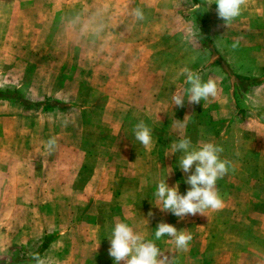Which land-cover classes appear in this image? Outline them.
I'll return each instance as SVG.
<instances>
[{"label":"rangeland","instance_id":"rangeland-1","mask_svg":"<svg viewBox=\"0 0 264 264\" xmlns=\"http://www.w3.org/2000/svg\"><path fill=\"white\" fill-rule=\"evenodd\" d=\"M67 1L0 0V91L17 89L33 104L27 109L0 100V264H35L32 256L45 238L60 233L69 235L67 242L52 249L50 245L42 258H51L53 264H103L97 237L107 241L117 223L109 218L115 214L110 199L121 186L115 180L130 177L125 168L131 164L122 155L138 153L134 128L141 120L148 126V120H157L163 110L172 114L174 122L180 112L198 108L201 114L188 122V131L175 129L176 124L167 131L151 129L156 145L150 149L158 156H182V152L173 153L171 145L188 138L192 143L223 146L221 158L229 160L228 140L245 137L241 128L246 111L239 109L235 119L237 109L229 98L232 94L235 108L241 103L239 82L229 78L218 61L229 62L240 75L243 60H250L252 54L244 47L253 42L242 34L252 29L258 31L252 37L258 39V58L264 60V0H246L241 14L227 26L217 15V5L209 6L206 0L199 5L193 0H91L95 10L104 12L102 18L106 15L105 23L93 19L91 28L86 14L89 0ZM137 8L143 11V20L133 15ZM199 8L219 55L202 38ZM237 39L245 45L239 43L234 49ZM185 67L199 73L202 81L215 80L217 96L200 104L185 99L183 107L174 106L175 89L189 87L184 83L186 77L178 75ZM46 101L61 104L50 109L36 106ZM52 137L57 144L49 151L46 144ZM140 149L141 153L148 151ZM239 168L237 165L232 171L230 167L217 181L225 225L231 212L239 219L233 218L228 228V234L235 236L248 235L244 207L255 204L254 213L259 216L264 203V190H243L242 171L233 178ZM189 188L185 182L180 194ZM155 191L143 186L134 198L146 208L158 202ZM107 192H113L109 193L112 196ZM255 215L250 231L260 241L204 244L195 241L192 227L184 226L181 230L192 235L187 251L195 256L202 249L245 251L249 247L248 256L257 263L264 257V218L257 221ZM209 229L219 233L214 227ZM143 230L141 227V234ZM151 241L162 256L165 251L178 250L171 237L156 240L154 236ZM108 249L103 252L107 264H115Z\"/></svg>","mask_w":264,"mask_h":264},{"label":"crops","instance_id":"crops-1","mask_svg":"<svg viewBox=\"0 0 264 264\" xmlns=\"http://www.w3.org/2000/svg\"><path fill=\"white\" fill-rule=\"evenodd\" d=\"M113 1L115 0H111V2ZM67 3H76V1L68 0ZM87 3L90 4L89 10L86 8V14L90 20L88 28L92 27V20L96 18L100 19L102 23H105L106 15L104 18H102L104 12L101 13V10H95V1L89 0ZM73 8H75V6H73ZM252 34L258 35V31L252 29L251 31L242 34L244 38L249 35V38H251L253 42L251 45L244 47L245 51H250L252 54L250 56V60L249 58H245L243 60L242 67L240 66L242 69L239 71V73L240 75H243V77L259 79L261 83L250 87L247 93L244 94V97L240 99L241 103L239 104L237 102L236 108L233 95L231 94V96H229V98L234 101V109H237L234 112L235 119H237V116L239 115V109H245L246 111V117L241 128L245 134V137H243L242 140H228V144L230 145L229 149L232 150H229L231 154L229 156V161H231L233 163L232 165H234V168L231 167L232 171L233 169L237 168V165L242 167V169L239 168L238 171L236 170V172H234L235 174H233V178L236 179L237 174L242 171L244 180L243 190H264V60L262 61L258 58V54H260L257 51L259 49L258 39H253ZM211 39L216 45V40L213 38L212 33ZM240 44L245 45L244 43ZM228 64L231 65L229 62ZM197 109L192 112H180V118L176 120L183 121L186 116H189L188 122L190 123L192 120L201 115ZM171 117L172 114L163 110L157 120L155 117L148 120V126L152 130L161 129L162 131H167L172 128V124L177 125V122H174ZM156 121L158 122L156 123ZM188 122L186 127L180 128L177 125L175 129H180L179 131H188L191 129ZM257 132H259V134H256ZM152 140V147H154L156 145V141L155 139ZM160 143H163L162 146H165L164 140L163 142L160 140ZM197 145H199L197 141L193 143V146ZM135 146H138L139 148L137 154H133L129 157L122 155L124 162L131 164L125 168L127 173L126 175L130 177H124L121 180H115L116 183L120 181L121 186L117 187V192H114L115 198L110 199L113 203V208H115V214L109 215V218L115 219L117 222L127 223L134 229L135 232H138L139 234H141L140 228L144 227L143 234L141 235L145 240H151V238L155 236L157 225L160 222L169 223L175 226L178 231H180L184 226L185 228L192 227L197 235V239L195 241L204 244L212 242H239L250 244L253 241H256L255 239H259H254L251 236L250 231L251 221H254L253 214L255 215L254 212L257 210V206L255 204L248 203L244 207V222L248 224L246 228L249 230L246 232L248 235L243 236H235L234 233L228 234V228L231 226V223H234L233 218H235V214H232L231 212V218H228V225L226 226L224 223L225 219L221 218L220 213V211L223 210V207L216 211L210 210L211 213L209 214H197L194 217L186 216L183 219H180L179 217H175L173 219L171 216H167L170 212L161 211L158 206L163 207V205L160 202H156L155 204H152L146 208H141L139 200L136 197L134 198V195L136 196L139 194L141 187L144 186L148 190H156L157 183L160 180H165L170 187H175L177 184H179V190H185L182 189L185 186L184 181L186 180L187 176L191 175L192 173H185L180 167L178 168L177 164L179 163L181 156H177L175 158H172L168 154L158 156L156 154H152L151 149L147 152L143 151V153H141L142 149L140 148H143V145L136 142ZM231 146H233L234 149H232L233 147ZM173 160L175 166H172ZM194 169L195 166L193 167V172ZM233 190L238 189L235 188ZM109 193L113 194V192ZM109 193L107 192V195L112 196V194ZM259 209V216L255 215V219H257V221H261L264 218V203L260 204ZM150 213L151 215H149ZM235 219L239 220L238 218ZM211 227H214V230L219 233L209 229ZM97 238L99 239L97 248L101 251L99 253V258L103 264H107L108 258L106 254H103V252L107 253V249L110 246L109 238L107 241L102 240V237ZM67 239H69V235L64 236L63 233L56 235L54 241L51 243V249L58 244L67 242ZM83 239H85V243H90V240H87L86 236H84ZM261 242H264V238ZM244 247L246 246H243V248ZM248 249L245 251H234L231 249L228 251H206L202 249L201 251L197 252L195 256L188 251L177 250L173 251L174 253L165 251L164 256L168 257L170 264H253L250 257L248 256L250 253V250ZM255 262L257 263L254 264H264V257L258 258V261Z\"/></svg>","mask_w":264,"mask_h":264},{"label":"clouds","instance_id":"clouds-1","mask_svg":"<svg viewBox=\"0 0 264 264\" xmlns=\"http://www.w3.org/2000/svg\"><path fill=\"white\" fill-rule=\"evenodd\" d=\"M206 3L209 6L213 3L217 5V15L227 26L241 14L246 0H206ZM133 15L137 20L144 19L143 11L139 8L134 10ZM238 46L237 39L233 42L232 48L235 49ZM178 75L186 77L184 83L189 87L175 89L171 97L174 106L183 107L185 99L189 104H200L217 96L218 86L215 80L210 78L206 82L202 81L199 73L187 67L182 68ZM188 117L186 116L183 121L176 120L177 125L180 128L186 127ZM134 135L145 150H150L153 144L151 129L144 121L141 120L135 125ZM56 144V138L52 137L47 141L46 147L51 151ZM171 148L173 153H183L179 164L183 172L192 173L185 181L190 188L186 194H180L179 184L170 187L165 180H160L156 186L155 196L163 205V207L158 206L161 211L170 212L183 219L188 215H205L207 210H220L224 202L219 194L217 181L228 174L230 167L234 168L231 161L221 158L224 152L223 146L212 142H202L193 146L190 139L181 138L178 142H173ZM164 236L173 238L175 247L181 251H187L192 240L189 232L178 231L175 226L160 222L155 231V238L160 240ZM109 241L108 254L115 264H121V261L124 264H170L168 257L162 256L160 249L153 241L145 240L127 223H115ZM32 260L35 264H53L51 258H42L39 253L33 254Z\"/></svg>","mask_w":264,"mask_h":264},{"label":"trees","instance_id":"trees-1","mask_svg":"<svg viewBox=\"0 0 264 264\" xmlns=\"http://www.w3.org/2000/svg\"><path fill=\"white\" fill-rule=\"evenodd\" d=\"M193 2L195 3V5H199L200 0H193ZM197 21L200 25V30H201V35H203L202 38L205 37V41L206 43L210 44L211 47V52L215 55H219V51L216 48V46L214 45V42L211 39L210 36V29L207 26L204 18H203V9L199 8L197 10ZM218 65H220L221 67H223V69L225 70V73L228 75L229 78L231 77H235L236 80L239 82L238 87L241 90L242 93V97H244V94L247 93V91L249 90L250 87L252 86H256L257 84L261 83V81L259 79H252V78H248V77H243L241 75L235 74L233 72V70L230 68V65L228 64V62H226L224 59H220L218 61ZM0 100H8V101H13L16 102L24 107H26L27 109H29V106H33V104L31 102H28L27 100H25L23 98V95L21 94V92L19 90H7V91H0ZM61 104V102L58 101H46L43 103H37L36 106L37 107H43L44 109H50L52 107H56V105ZM31 108V107H30ZM69 108V107H68ZM56 236H48L45 238L42 247L39 250V254L40 256L47 251V249L49 248V246L51 245V243L54 241Z\"/></svg>","mask_w":264,"mask_h":264}]
</instances>
